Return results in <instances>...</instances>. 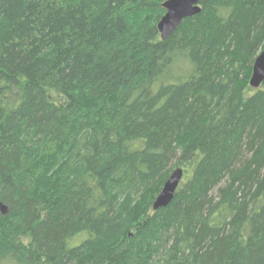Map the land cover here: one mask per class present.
Masks as SVG:
<instances>
[{"label": "trees", "instance_id": "16d2710c", "mask_svg": "<svg viewBox=\"0 0 264 264\" xmlns=\"http://www.w3.org/2000/svg\"><path fill=\"white\" fill-rule=\"evenodd\" d=\"M165 1L0 0V264H264V0Z\"/></svg>", "mask_w": 264, "mask_h": 264}, {"label": "water", "instance_id": "95a60500", "mask_svg": "<svg viewBox=\"0 0 264 264\" xmlns=\"http://www.w3.org/2000/svg\"><path fill=\"white\" fill-rule=\"evenodd\" d=\"M161 6L165 14L158 22L157 30L162 41L172 36L183 20L200 12L199 0H167ZM263 81L264 48L253 63L249 86L252 89H257ZM182 176L183 170L181 168H176L172 171L153 203V210L164 208L172 201Z\"/></svg>", "mask_w": 264, "mask_h": 264}, {"label": "rangeland", "instance_id": "374dc122", "mask_svg": "<svg viewBox=\"0 0 264 264\" xmlns=\"http://www.w3.org/2000/svg\"><path fill=\"white\" fill-rule=\"evenodd\" d=\"M34 154V153H33ZM32 154V155H33ZM63 154H64V152H61V151H59L58 152V154H57V156L55 157V159L53 160V156H49V158H48V163H50L51 164V166H52V168L53 169H57V163L60 161V160H63L64 158H63ZM32 163H33V169L38 173L39 172V170H40V162H39V159H37L35 156H33V159H32ZM39 174H40V172H39ZM39 189H41V188H39ZM154 195V191L152 192V196ZM145 200V201H144ZM141 201H144L143 203H145L146 202V198L145 197H142L141 199H140V201H139V203L141 202ZM78 264H88L87 262H85V261H82V262H80V263H78ZM91 264V263H90Z\"/></svg>", "mask_w": 264, "mask_h": 264}, {"label": "bare ground", "instance_id": "6f19581e", "mask_svg": "<svg viewBox=\"0 0 264 264\" xmlns=\"http://www.w3.org/2000/svg\"><path fill=\"white\" fill-rule=\"evenodd\" d=\"M258 55H259V54H258ZM258 55H257V56H258ZM257 56H256V57H257ZM255 59H256V58H255ZM263 82H264V81H263ZM261 85H262V84H261ZM174 170H175V169H174ZM172 171H173V170H172ZM172 171H171V173H172ZM171 173H170V174H171ZM170 174L168 175V177L170 176ZM168 177L166 178V180L168 179ZM166 180H165V181H166ZM164 183H165V182H164ZM164 183H163V185H164ZM163 185H162V187H163ZM162 187H161V189H162ZM160 191H161V190H160ZM160 191H159V192H160ZM158 194H159V193H158ZM158 194H157V196H158ZM157 196H156V197H157ZM156 197H155V199H156ZM155 199H154V201H155ZM154 201H153V203H154ZM153 203H152V210H153ZM154 211H155V210H154Z\"/></svg>", "mask_w": 264, "mask_h": 264}]
</instances>
